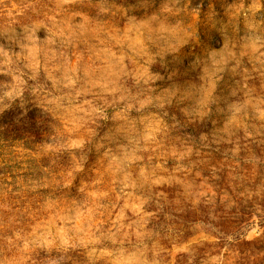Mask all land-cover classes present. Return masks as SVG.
<instances>
[{
  "label": "rangeland",
  "instance_id": "rangeland-1",
  "mask_svg": "<svg viewBox=\"0 0 264 264\" xmlns=\"http://www.w3.org/2000/svg\"><path fill=\"white\" fill-rule=\"evenodd\" d=\"M0 264H264V0H0Z\"/></svg>",
  "mask_w": 264,
  "mask_h": 264
}]
</instances>
